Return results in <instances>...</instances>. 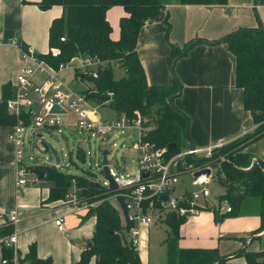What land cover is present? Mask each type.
Masks as SVG:
<instances>
[{
	"label": "crops",
	"instance_id": "1",
	"mask_svg": "<svg viewBox=\"0 0 264 264\" xmlns=\"http://www.w3.org/2000/svg\"><path fill=\"white\" fill-rule=\"evenodd\" d=\"M40 1L0 0V102L4 97V86L9 84L14 93L17 75L22 67L31 63L21 58V49L15 40L34 48L39 54L52 52L55 56L60 51L50 47V28L53 20L63 15L64 9L55 5L44 10L38 4ZM125 15L127 12L121 5L107 11L114 40L120 38V20ZM167 18L171 23L169 37L166 35ZM260 25L264 28V0H228L219 5L167 2L159 16L142 28L137 53L145 66L149 83L171 86L175 73L181 91L174 104L189 120V136L195 148L205 150L219 143L227 144L252 132L257 125L252 113L245 108L244 89L236 85L237 60L226 43L196 44L185 56L177 59L174 72L170 63V43L183 47L198 38L214 42L240 28H257ZM77 63L79 57L73 59V64ZM72 71H75V77L80 76L83 80L84 75H79L78 69L72 68ZM97 102L113 109L105 100ZM115 113L113 117L104 118L120 115L117 111ZM12 132L13 124H0V218L13 208L18 213V222L12 226L18 235L17 248L7 258H17L18 264H31L21 260L35 243L41 258L51 257L54 264H79L96 231V206L84 203L74 206L65 201L66 197L51 200L53 182L46 178V174L42 178L38 174L33 178L27 177V183L19 186L17 147L10 138ZM241 151L249 154L252 162L264 164V136ZM78 153L82 159L85 158L83 148H78ZM75 166L79 168L78 164ZM113 199L116 198L112 195L108 198L111 204ZM206 204L181 225L179 248L217 249L232 264H247L246 257L237 254L239 251L264 249V229L259 231L264 221L259 197H245L231 212H225L224 202L215 208L217 213L211 209L210 205L214 204L210 199ZM58 217L65 221L63 230L55 223ZM154 224L141 227L138 253L143 264H152L150 231ZM7 226L0 219L3 231ZM4 258L5 250L0 246V264ZM88 264H96V257H91Z\"/></svg>",
	"mask_w": 264,
	"mask_h": 264
},
{
	"label": "trees",
	"instance_id": "2",
	"mask_svg": "<svg viewBox=\"0 0 264 264\" xmlns=\"http://www.w3.org/2000/svg\"><path fill=\"white\" fill-rule=\"evenodd\" d=\"M23 1L27 2V0ZM167 2L219 5L227 3L228 0H41L38 4L42 9L61 5L64 13L53 20L50 28V47L59 49V53L54 56L49 52L39 56L55 66L62 61L67 62L87 53L109 60L110 63L99 71L98 78L89 77L94 82L89 97H95L97 101L102 102L107 97V92L112 91L114 95L107 103L118 114L141 116L145 119V126L148 128L147 140L158 147H167L170 143H176L177 150H181L187 145L185 137L187 116L175 106V98L168 101L170 96L179 92L181 84L175 73L174 83L171 86L150 84L145 66L137 53L138 38L142 28L146 22H151L159 16ZM116 5L123 6L127 12V15L120 20L121 35L118 40L111 37L112 26L107 19V11ZM166 23L168 24L166 35L169 37L171 23L168 18ZM62 37H65V41L61 40ZM222 42L227 44L236 57V85L244 89L245 108L252 113L257 126L252 132L216 148L208 162L213 165L219 164L217 174L221 176L228 190L226 194L220 196L219 203H227L233 209L239 207L247 196L259 197L264 220V164L252 162L249 154L241 151L252 141L264 136L263 26L240 28L214 42L198 38L187 42L183 47L171 42L170 63L172 64L176 57L185 56L198 43ZM21 45L27 47L25 44ZM113 64L124 69L125 75L122 78L115 77ZM172 71L174 72V67ZM3 90L4 97L0 102V124L14 125L15 117L8 112L6 105L7 99L13 93L9 84L5 85ZM172 105L183 115L175 112ZM191 160L203 159L191 158ZM42 169L46 172V178L53 182L50 191L51 200L65 198L74 180L81 201H98L94 208L97 223L92 246L83 252L79 264H88L93 256L96 257V264H143L138 250L131 245L129 239L119 234L120 217L107 198L113 194L109 188L85 174L61 171L55 166H44ZM211 209L218 212L215 207ZM187 217L170 211L162 220L168 226L166 244L169 264H232L217 249L179 248L180 227ZM263 229L264 221L259 231ZM11 231L12 226H7L5 232ZM4 250L5 257L10 258L13 249L4 247ZM237 254L244 255L247 264H264V249L258 251L245 249ZM21 261H29L31 264H54L51 257H39L35 243Z\"/></svg>",
	"mask_w": 264,
	"mask_h": 264
},
{
	"label": "built area",
	"instance_id": "3",
	"mask_svg": "<svg viewBox=\"0 0 264 264\" xmlns=\"http://www.w3.org/2000/svg\"><path fill=\"white\" fill-rule=\"evenodd\" d=\"M149 23V21L146 22L144 26H148ZM61 40L65 41V37ZM15 44L21 49V58L31 62L22 67L16 78L14 93L6 102L8 112L15 117L10 138L17 147V184L19 186L22 187L27 183V176L32 172V168L55 166L61 171H66L65 168L73 166L71 159L64 162L59 149L61 161L57 165L55 157L44 142V131L61 130L63 126H67L84 131L88 136V139L84 138V141L89 140L90 136L99 137L103 143L114 137L138 138L136 148L140 157L134 174L125 171L115 172L110 162L108 163L117 183V190L112 196L123 206L127 234L130 235V243L136 250L140 245L141 227L163 220L170 211L180 216H191L205 206L211 196L209 184L218 174L210 162L192 161L191 158L197 159L202 151L205 152V157H211L214 150L223 146L224 143L209 146L205 150L185 147L173 152H169L167 147H158L146 139L148 128L145 126V119L141 116L131 117L122 113L115 118H104L100 114L99 104H93L85 91L71 87L62 77L65 71L73 68L83 70L84 75L98 78L99 71L110 63L109 60L87 53L77 56L79 64H73L74 57L70 61H62L53 66L40 57L34 48L29 46L24 48L18 40H15ZM38 78L41 79L38 81ZM113 95L112 91L107 92L110 98ZM55 105L63 111L53 112ZM26 134L30 139H37L41 152H49L50 158L36 161L31 148L26 149ZM125 144L126 142H123L121 146ZM27 157L30 160L27 161ZM98 169L103 172L101 162L98 164ZM207 170L210 172L208 173ZM187 175L190 176V189L185 188L180 194H176L178 186ZM99 181L109 188L107 180ZM164 196H167V199H164ZM65 201L74 206L83 203L86 206H94L81 201L74 188L67 193ZM224 204L225 212H231L232 206ZM0 219H3L6 225L13 226L18 222L16 208L10 209ZM55 223L61 230L66 227L62 217L56 218ZM119 234L122 237L125 236L121 229ZM17 238L15 230L5 232L0 228V246L3 248L7 247L15 251ZM3 264H18V259L4 258Z\"/></svg>",
	"mask_w": 264,
	"mask_h": 264
},
{
	"label": "rangeland",
	"instance_id": "4",
	"mask_svg": "<svg viewBox=\"0 0 264 264\" xmlns=\"http://www.w3.org/2000/svg\"><path fill=\"white\" fill-rule=\"evenodd\" d=\"M114 63V62H113ZM114 74L117 79L122 78L125 75V71L123 68L119 67L116 64H113ZM77 73L79 75H84L83 70H78ZM65 81L69 83V85L77 90H85V92H89L91 95L90 89L94 87V82L89 79L90 76L84 75L83 80H80V76L75 77V71L72 69H68L62 75ZM97 92V91H95ZM90 101L93 104H98L97 99L95 97L90 96ZM100 114L102 117H113L116 113L113 109H109L107 107L99 106ZM45 139L52 143L57 149L61 150L62 156L64 158V162H68L70 159L73 161V166L69 168H65L66 172L70 170L76 174H84L87 173L91 178L96 181H106V178L101 171L98 169V164L103 160V152L104 150H108V161L110 162L111 167L115 172L125 171L130 174H134L138 168V160L140 157V153L136 148V144L138 138H127L126 136L122 138H111L106 143H103L99 137L90 136L89 140L84 141V138L88 139L87 134L84 131H80L75 127H67L63 126L60 129H50L46 130L43 133ZM123 142H126L124 146H121ZM116 143V145H114ZM187 147L184 146L183 148ZM32 150V154L36 156V161H40V159L50 158L49 152H44L40 150L38 146L37 139H30L29 135L26 134V149ZM78 148H83L85 150V158H81L78 153ZM82 151V150H81ZM205 152H201L198 154V158H204ZM26 160H30L29 157ZM208 160H203L205 162ZM76 164L79 165V168H76ZM213 169L215 172L219 170V164L213 165ZM36 176L35 173L30 172L27 177L33 178ZM189 177L184 176V183L178 187L176 194H180V192L186 188L190 189V184L188 181ZM184 185V186H183ZM211 190V196L209 197L210 203L214 205H210L211 207H217L220 202V196H223L227 193V187L221 176H216L213 181L209 184ZM72 188L76 189V181H73ZM107 198H110L108 196ZM105 198V199H107ZM113 206L116 208L117 213L120 217L121 222V231L123 235L127 239H129V234H127V222L124 215V209L121 202L117 199L111 200ZM96 206L98 201L89 202ZM167 224L159 220L155 223L150 231V255L152 257V264H167V252L168 247L165 242L167 237Z\"/></svg>",
	"mask_w": 264,
	"mask_h": 264
},
{
	"label": "water",
	"instance_id": "5",
	"mask_svg": "<svg viewBox=\"0 0 264 264\" xmlns=\"http://www.w3.org/2000/svg\"><path fill=\"white\" fill-rule=\"evenodd\" d=\"M177 59H178V57H176V58L173 60V62H172V64H171V68L174 67L175 62L177 61ZM180 91H181V90H179L178 93H176V94L170 96V97L168 98V101H170L171 99L175 98V97L180 93ZM104 100H105V101H110L111 98H110L109 96H107V97L104 98ZM172 108H173L174 111L177 112L178 114L183 115L181 112L178 111V109H177L174 105H172ZM56 111H60V112H62L63 110L60 109L57 105H55V106L53 107V112H56ZM186 122H187V127H186V132H185L186 144H187V146H188L189 148H194V145H193V143L191 142V140H190V136H189V120H188L187 118H186ZM44 142L47 144V146H48V148H49L51 154L55 157L56 164L58 165V164L60 163V161H61V156H60V152H59V150H58V149H57L52 143H50L49 141H47L45 138H44ZM167 149H168L169 152H173V151H175V150L177 149V144H176V143H170V144L167 146ZM107 154H108V153H107V150H104V152H103V160H102V164H103V174H104L106 180H107L108 183H109V189H110V191H111V192H114V191L117 190V183L115 182L114 177H113V175L111 174L110 167H109V164H108L109 161H108V155H107ZM223 157L226 158L225 156H223ZM209 158H210V157L207 156V157H204V158H202V159H203V160H208ZM197 159H199V158H197ZM199 160H200V159H199ZM31 171H32L33 173H35V174H38L39 178L44 177L45 174H46L45 171H43L42 169H39V168H32ZM207 172L209 173L210 170H207ZM164 199H167V196H164ZM88 246L91 247V246H92V242H90Z\"/></svg>",
	"mask_w": 264,
	"mask_h": 264
}]
</instances>
